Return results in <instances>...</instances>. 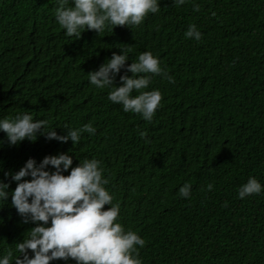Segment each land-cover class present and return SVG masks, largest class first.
<instances>
[{"label": "trees", "instance_id": "1", "mask_svg": "<svg viewBox=\"0 0 264 264\" xmlns=\"http://www.w3.org/2000/svg\"><path fill=\"white\" fill-rule=\"evenodd\" d=\"M195 2L199 12L161 0L140 26L68 37L56 22L57 0H0V118L27 112L61 136L89 123L97 129L76 145L42 130L12 146L0 133V180L11 193L17 182L6 174L29 159L70 153L75 167L95 158L120 205L117 222L146 241L142 264H264V192L238 196L249 178L264 185V0ZM192 24L200 41L185 36ZM121 49L128 65L152 52L175 79L152 75L144 91L159 90L163 100L151 122L90 83L89 73ZM125 74L133 75L122 69L117 86ZM186 183L187 199L178 194ZM35 226L11 196L0 202V255H18L15 244Z\"/></svg>", "mask_w": 264, "mask_h": 264}, {"label": "clouds", "instance_id": "2", "mask_svg": "<svg viewBox=\"0 0 264 264\" xmlns=\"http://www.w3.org/2000/svg\"><path fill=\"white\" fill-rule=\"evenodd\" d=\"M188 2L193 4L194 11H200L195 0H174L177 6ZM57 5L56 22L65 35L80 37L82 30H94L101 35L109 28L114 31L118 26H140L149 13L160 11L161 0H57ZM185 36L202 39L195 24ZM121 53H113L98 71L89 73L90 83L98 89H110L108 100L121 105L124 112L140 114L151 122L163 100L159 90L144 91L150 87L152 75L163 76L170 83H175V79L152 52L141 53L130 65L127 52L121 49ZM122 69L133 75L121 76L122 86H117L116 77ZM134 91L139 94L133 96ZM46 126L47 121L34 120L27 112L15 118H0V133L7 134L12 146L25 140L36 141L42 130L49 140H71L75 145L83 133L95 136L97 131L89 123L61 136L56 130L46 132ZM73 165L70 153L47 156L40 163L29 159L18 172L6 174L17 182L11 193V185L0 180V202L5 205L11 196V206L23 222L36 225L25 233L22 242L15 244L18 255L9 249L0 255V264H52L58 260H75L76 264H142L140 249L146 241L117 222L120 205L113 202L114 196L106 188L110 181L104 176L101 162L93 158ZM50 166L54 171L48 170ZM69 170L70 174L65 175ZM208 187L211 190L213 186ZM191 192V184L186 183L178 194L187 199ZM262 192L264 185L252 177L239 188L238 196L243 200ZM106 205L111 207L105 210Z\"/></svg>", "mask_w": 264, "mask_h": 264}]
</instances>
